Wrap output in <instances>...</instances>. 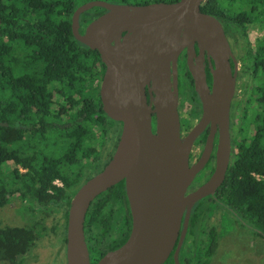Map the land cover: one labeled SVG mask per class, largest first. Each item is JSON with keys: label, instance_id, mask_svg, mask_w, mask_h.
Instances as JSON below:
<instances>
[{"label": "trees", "instance_id": "16d2710c", "mask_svg": "<svg viewBox=\"0 0 264 264\" xmlns=\"http://www.w3.org/2000/svg\"><path fill=\"white\" fill-rule=\"evenodd\" d=\"M87 1L0 0V207L18 197L32 211L43 213V223L0 226V264H30L29 252L47 231L56 246L48 264H66L71 200L104 169L121 135L122 124L102 107L101 56L72 32V15ZM202 10L219 17L236 43L246 41L239 47L242 71L232 103L231 160L224 182L210 199L264 240V35L260 55L254 56L245 28L264 32V0H207ZM103 11L96 7L84 12L81 28ZM182 66L187 76L179 93L190 109L186 116L183 110L179 113L182 129L188 131L201 102L185 63ZM205 139L206 134L199 137L202 143ZM205 201L192 209L181 264H209L218 247V231L207 227L211 212ZM131 227L122 180L101 193L87 212L91 259L96 262L123 245ZM164 264L176 263L171 255Z\"/></svg>", "mask_w": 264, "mask_h": 264}, {"label": "water", "instance_id": "95a60500", "mask_svg": "<svg viewBox=\"0 0 264 264\" xmlns=\"http://www.w3.org/2000/svg\"><path fill=\"white\" fill-rule=\"evenodd\" d=\"M204 2L116 4L90 0L74 11L73 35L97 50L106 67L100 85L103 110L122 124V131L107 165L71 200L66 264H92L85 236L87 212L101 193L122 180L131 232L123 245L95 264H164L171 255L181 264L179 253L192 209L222 185L232 154L231 105L238 64L221 22L202 10ZM96 7L106 12L82 29L81 15ZM184 49L202 115L182 136L178 60ZM205 54L210 61L211 86ZM208 126L200 159L190 165L194 143ZM216 134L215 170L207 182L188 192L211 157Z\"/></svg>", "mask_w": 264, "mask_h": 264}, {"label": "rangeland", "instance_id": "374dc122", "mask_svg": "<svg viewBox=\"0 0 264 264\" xmlns=\"http://www.w3.org/2000/svg\"><path fill=\"white\" fill-rule=\"evenodd\" d=\"M101 1L123 4L121 3L122 0ZM152 1L126 0L127 3L125 4L151 3ZM182 86H184V83H182ZM187 104L183 96L181 109L185 114L184 116L189 112V105ZM204 203L209 206L208 208L211 212V218L207 221V227L215 228L219 233L218 247L211 256L209 264H264L263 238L254 235L250 230L241 226L234 216L229 215L223 209L220 210L211 200H207ZM42 214V212L32 211L22 200L16 197L7 205L0 207V226L25 225L34 220L43 223ZM45 223L50 227L49 224L51 223L49 220L45 221ZM52 244H54V240L50 231H47L29 252L28 259L30 264H48L55 253L56 246ZM204 251H207V249L204 248L202 253ZM32 261L34 262L32 263Z\"/></svg>", "mask_w": 264, "mask_h": 264}, {"label": "flooded vegetation", "instance_id": "af4514ba", "mask_svg": "<svg viewBox=\"0 0 264 264\" xmlns=\"http://www.w3.org/2000/svg\"><path fill=\"white\" fill-rule=\"evenodd\" d=\"M177 0H153L151 3H154V2H176ZM207 0H205V2H206ZM205 2L203 3V5L205 4ZM148 2H146V4H147ZM202 5V6H203ZM104 12H106V10L105 11H103L101 14H103ZM205 12V11H204ZM208 13V12H207ZM100 14V15H101ZM209 14H211V13H209ZM213 15V14H212ZM219 21H220V19H219V17H217L216 15H214ZM98 17V16H97ZM92 21V20H91ZM221 22V21H220ZM223 22V21H222ZM221 22V24H222V27H223V29H224V26H223V23ZM89 23V22H88ZM87 25V24H86ZM86 27V26H85ZM245 28L247 29V32H246V36L249 38V40L254 44L253 45V47H254V49H253V51H254V56L256 55L257 57L260 55V53H259V51H258V48H259V40L261 39V37L264 35V32L260 29V28H255V27H253L252 28V26H249V25H246L245 26ZM84 29V28H83ZM224 32H225V34H226V36H227V38H228V41H229V43H230V46H231V50H232V53H233V55H234V58L236 59V62H237V64H238V70H237V83H238V77H239V75L241 74V71H242V61L241 60H239L238 59V56L240 55V49H239V47H240V45H242V46H244L243 44H246V41H243V42H241V44L240 43H236L235 41H234V38H233V36H230V35H228L227 33H226V31H225V29H224ZM235 32V31H234ZM245 32V31H244ZM236 33V32H235ZM238 34H240V33H238ZM252 34V35H251ZM256 43H258V45H256ZM196 50H197V52H198V47H197V45H196ZM259 53V54H258ZM186 61H187V50L186 49H184L183 51H182V53L180 54V56H179V60H178V76H179V91H180V89H181V87H180V85H181V79H182V81H183V79H184V75H185V77L187 76V72H186V69H185V67H183L182 65H183V63H185V65H186ZM194 62H196V58H194ZM204 64H205V70H206V74H207V79H208V83H209V85L211 86V84H212V75H211V67H210V61H209V59H208V57H207V54H205V59H204ZM231 65H232V68H235V63H234V61H231ZM186 67H187V65H186ZM188 69V68H187ZM105 70H106V67H105ZM105 72V71H104ZM188 72H189V70H188ZM190 73V72H189ZM190 76H191V73H190ZM187 78H189V77H187ZM191 78H192V76H191ZM193 79V78H192ZM236 89H237V86H236ZM235 96H236V94H235ZM181 98V99H180ZM234 99H235V97H234ZM234 99H233V101H234ZM186 103H187V101H186ZM233 103V102H232ZM181 105H182V96L180 95V93H179V112L182 110L181 109ZM188 105V104H187ZM189 109H190V104H189ZM232 114H233V111H232V105H231V123H232V119H233V116H232ZM201 115H202V104H201V112H200V114H199V116L197 117V119H196V122H195V124L198 122V120L200 119V117H201ZM153 124H154V126H155V117L153 118ZM194 124V125H195ZM231 126V125H230ZM209 130H210V127L208 126L207 128H206V130L200 135V136H202L203 134H206V138H207V135L209 134ZM189 131V130H188ZM188 131H183V129H182V125H181V132H182V136H185L187 133H188ZM230 134H231V130H230ZM199 136V137H200ZM199 137H198V139L195 141V143H194V146H193V151H192V155H191V157H190V165H192L193 163H196L199 159H200V156H201V154H202V151H203V149H204V146H205V142H206V139H205V141L202 143L200 140H199ZM217 142H218V135L216 134V137H215V142H214V149H213V152H212V154H211V157H210V159L208 160V162H207V164L204 166V168L196 175V177H195V179H194V181H193V183L190 185V187L188 188V192H191V191H193V190H195V189H197L199 186H201V185H203L205 182H207L209 179H210V177L212 176V174H213V172H214V170H215V163H216V158H215V153H216V146H217ZM200 144V146L198 147L197 146V144ZM218 190V189H217ZM217 190L215 191V193H214V195H209V196H206L205 198H203V199H206V200H211L212 199V197H215V195H216V192H217ZM211 198V199H210ZM203 199H201V200H203ZM200 200V201H201ZM199 202V201H198ZM197 202V203H198ZM91 256V255H90ZM91 262H92V264H95L96 262H95V260L93 261L92 259H91ZM94 262V263H93Z\"/></svg>", "mask_w": 264, "mask_h": 264}]
</instances>
